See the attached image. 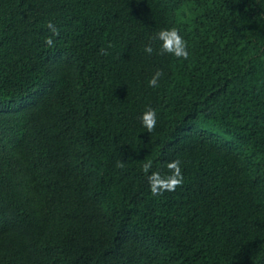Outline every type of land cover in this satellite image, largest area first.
I'll use <instances>...</instances> for the list:
<instances>
[{
  "label": "trees",
  "instance_id": "trees-1",
  "mask_svg": "<svg viewBox=\"0 0 264 264\" xmlns=\"http://www.w3.org/2000/svg\"><path fill=\"white\" fill-rule=\"evenodd\" d=\"M0 264H264V0H0Z\"/></svg>",
  "mask_w": 264,
  "mask_h": 264
},
{
  "label": "clouds",
  "instance_id": "clouds-1",
  "mask_svg": "<svg viewBox=\"0 0 264 264\" xmlns=\"http://www.w3.org/2000/svg\"><path fill=\"white\" fill-rule=\"evenodd\" d=\"M49 30L54 34L58 35L57 28L54 24L49 22ZM155 40L159 41V51L161 53H170L176 57L187 58L189 55L188 48L184 38L180 35L179 30L175 27L162 28L154 37ZM48 45L53 44L51 37L46 38ZM144 51L148 54H152L154 49L152 45H146ZM161 72L156 71L152 78L148 81L149 86H158L159 77ZM141 124L151 132L157 124V111L151 106L147 107L139 115ZM153 167L152 160H148L143 164V169L146 173H150L147 177L151 192L153 194L161 193L165 190L171 191L176 188L177 185L183 182V175L180 167L179 160H172L167 163V168L171 169V174H161L159 171H150Z\"/></svg>",
  "mask_w": 264,
  "mask_h": 264
}]
</instances>
